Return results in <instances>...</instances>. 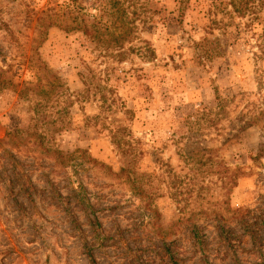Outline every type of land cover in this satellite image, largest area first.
I'll return each mask as SVG.
<instances>
[{"label":"rangeland","instance_id":"1","mask_svg":"<svg viewBox=\"0 0 264 264\" xmlns=\"http://www.w3.org/2000/svg\"><path fill=\"white\" fill-rule=\"evenodd\" d=\"M88 252L264 264V0H0V264Z\"/></svg>","mask_w":264,"mask_h":264},{"label":"trees","instance_id":"2","mask_svg":"<svg viewBox=\"0 0 264 264\" xmlns=\"http://www.w3.org/2000/svg\"><path fill=\"white\" fill-rule=\"evenodd\" d=\"M53 23H54L55 25H57L58 27H61V29H63V30H68V29H71V30H72V29H73V30H75V29L80 30V29H83V27L80 26L81 23H80V24H76L75 26H71L70 28H67V27H65V26H60V25H58L56 20H55V22H53ZM83 31H85V30L83 29ZM88 257H89L91 263L94 264V260H93V258H92V255L90 254V252H88ZM175 264H176V263H175Z\"/></svg>","mask_w":264,"mask_h":264}]
</instances>
